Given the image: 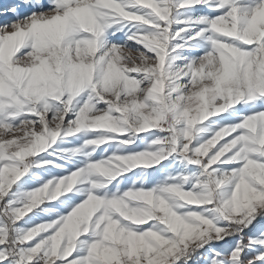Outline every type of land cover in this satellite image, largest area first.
I'll return each instance as SVG.
<instances>
[{"label":"snow or ice","instance_id":"obj_1","mask_svg":"<svg viewBox=\"0 0 264 264\" xmlns=\"http://www.w3.org/2000/svg\"><path fill=\"white\" fill-rule=\"evenodd\" d=\"M0 264H264V0L0 6Z\"/></svg>","mask_w":264,"mask_h":264},{"label":"rangeland","instance_id":"obj_2","mask_svg":"<svg viewBox=\"0 0 264 264\" xmlns=\"http://www.w3.org/2000/svg\"><path fill=\"white\" fill-rule=\"evenodd\" d=\"M13 2H16V0H0V6H3L5 4H10V3H13ZM21 11L23 12L24 9H21ZM217 246L219 247L220 245H217Z\"/></svg>","mask_w":264,"mask_h":264}]
</instances>
